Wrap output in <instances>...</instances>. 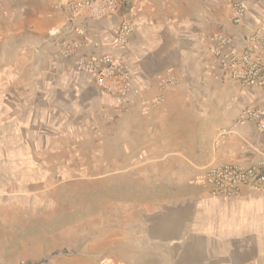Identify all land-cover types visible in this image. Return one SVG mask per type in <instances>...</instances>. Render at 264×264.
I'll use <instances>...</instances> for the list:
<instances>
[{"label": "rangeland", "instance_id": "rangeland-1", "mask_svg": "<svg viewBox=\"0 0 264 264\" xmlns=\"http://www.w3.org/2000/svg\"><path fill=\"white\" fill-rule=\"evenodd\" d=\"M50 44L0 54V264H111L135 252L152 264L160 248L129 232L192 194L194 165L222 140L208 99L221 96L197 103L200 92L183 89L165 119L133 115L117 102L125 93L100 89L67 45ZM255 243L228 264H264V239Z\"/></svg>", "mask_w": 264, "mask_h": 264}, {"label": "crops", "instance_id": "crops-1", "mask_svg": "<svg viewBox=\"0 0 264 264\" xmlns=\"http://www.w3.org/2000/svg\"><path fill=\"white\" fill-rule=\"evenodd\" d=\"M75 1L0 0V54L40 39L42 44L70 46L71 63L117 58L129 73L128 89L117 102L129 106L133 115L153 119H165L168 103L182 100L183 89L199 91L197 103L207 98L203 92H219L221 101L208 99L219 109L215 136L222 135V140L212 146L207 159L194 165V191L145 215L143 232L129 235L160 248L152 264H228L238 260L232 257L246 255L242 248L264 239V185L240 186L234 196H212L210 185L197 178L210 165L248 166L264 157V133L245 114L264 108V48L257 50L261 85L232 78L226 65L229 55L246 45L249 34L264 33V0H121L115 11L101 18L92 17L87 9L74 10ZM233 1L246 8L239 26L230 20ZM223 4L228 16L218 21L215 6ZM123 17L132 20L133 30L119 46L115 36ZM216 34L232 37L220 54H215L212 42ZM135 255L111 264L147 262Z\"/></svg>", "mask_w": 264, "mask_h": 264}, {"label": "built area", "instance_id": "built-area-1", "mask_svg": "<svg viewBox=\"0 0 264 264\" xmlns=\"http://www.w3.org/2000/svg\"><path fill=\"white\" fill-rule=\"evenodd\" d=\"M121 0H77L73 3L74 10L87 9L94 18H101L113 12ZM231 22L234 26L242 24L246 15V8L240 1L231 3ZM133 30V22L129 17H123L118 25L115 41L124 46ZM246 45L240 52H232L228 57L227 69L229 75L246 84L263 83L262 65L257 50L264 48V33L255 31L246 38ZM215 54L231 45L232 37L216 34L212 37ZM72 52L70 46L66 47L64 54ZM75 68L78 72L91 76L96 86L110 93H126L129 85V73L124 64L117 58L103 56L95 59H79ZM246 116L255 122L258 131L264 133V108H251L245 112ZM202 179L211 187L212 196H234L240 186L246 185L260 188L264 185V157L258 162L239 166L235 164H217L208 166Z\"/></svg>", "mask_w": 264, "mask_h": 264}]
</instances>
